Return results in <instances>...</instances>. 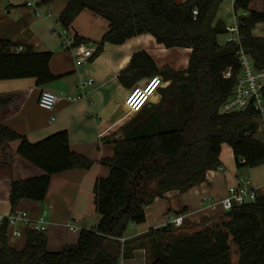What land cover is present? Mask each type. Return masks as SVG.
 Here are the masks:
<instances>
[{
  "label": "trees",
  "instance_id": "1",
  "mask_svg": "<svg viewBox=\"0 0 264 264\" xmlns=\"http://www.w3.org/2000/svg\"><path fill=\"white\" fill-rule=\"evenodd\" d=\"M56 0H42L50 5ZM57 23L69 29L77 16L88 11L108 24L96 43L93 58L104 44L123 45L128 40L150 35L165 49H189L187 68L158 69L145 52L134 54L118 75L120 85L133 89L143 80L159 76L169 82L159 93L176 91L170 104H148L108 140L113 155L99 164L109 169L106 178L93 186L98 218L94 229H82L77 242L58 252L46 247L45 233L26 230L24 246L17 250L7 243L6 227L0 229V264H120V248H111L131 225L145 223V208L170 191L184 193L202 184L207 172L220 167L221 146L231 148L236 168L264 165V143L257 140L254 114H219L220 105L231 94L234 79L223 73L238 71V48L220 44L225 27L216 19L224 0H64ZM250 0H234L233 14L239 18L241 46L258 68H264V39L253 35L264 23V13L249 10ZM193 11L197 12L193 16ZM74 35V47L87 44ZM0 39V81L33 79L42 87L60 79L49 70L50 52H34ZM7 100H0V104ZM19 140L16 153L42 171V175L10 184L12 209L21 200H44L51 177L70 170H89L94 162L74 154L68 134L57 132L35 143L0 125V146ZM241 160L244 163H241ZM180 211L178 214H183ZM217 223L197 228L189 235L174 237L158 247L149 264H233L231 246L236 248L235 264H264V193L256 192L253 202L233 205ZM184 224V222H183ZM182 224V225H183ZM111 246V247H110Z\"/></svg>",
  "mask_w": 264,
  "mask_h": 264
},
{
  "label": "crops",
  "instance_id": "2",
  "mask_svg": "<svg viewBox=\"0 0 264 264\" xmlns=\"http://www.w3.org/2000/svg\"><path fill=\"white\" fill-rule=\"evenodd\" d=\"M27 1L0 0V39L15 43L22 49L30 47L34 52H50L49 70L60 79L42 87H37L33 79L0 81V100H7V103L0 104V125L31 144L65 131L70 151L94 164L89 170L75 169L53 175L43 201L21 200L12 209L9 202L11 182L38 177L43 173L17 155L19 140L3 144L0 146V215L21 210L27 213L30 220H42L46 227L47 250L58 252L64 246L75 244L80 230L94 229L84 226V221L95 214L93 186L97 179L106 178L109 174V169L100 165L99 161L112 157L113 145L108 140L131 116H135L129 115L124 106L129 90L120 85L119 73L126 68L131 57L139 52L147 53L158 69L167 67L183 71L187 68L190 50L165 49L152 36L141 35L123 45L106 43L98 56H92L78 66L77 48L80 46L63 50L60 39L58 45L56 39L49 35V30L52 35L56 33L55 27L51 29L49 18L42 16L35 20L31 11L24 6ZM174 1L182 3L185 0ZM233 1L230 13L233 12ZM37 5L39 8L42 0H38ZM220 6L217 13H228L227 8L219 12ZM44 7L48 9L50 5ZM63 8L64 5L58 12ZM249 10L264 13L252 9L250 4ZM107 30V22L91 12L83 11L68 32L86 39L88 43L82 47L90 49L94 55L96 43ZM90 78L93 79V85L85 98L76 103L69 102L67 98L79 96L81 83ZM168 83L164 81L163 88ZM42 91L57 97L51 111L38 106ZM158 97L159 92L153 96L150 104H157ZM219 161L221 170L207 172L202 184L184 193L170 191L145 208V223L129 226L121 240L110 246L115 249L119 246L120 264H149L155 258L158 247L172 237V233H161L169 217L185 215L184 223L192 221L199 226L216 223L215 215L222 210L219 205L213 208L202 205L200 200L203 196H209L217 203L225 197L229 187L245 183L249 188L264 192V179L258 182V177L264 176V165L250 169V177L240 178L239 170L235 169L232 150L227 145L221 146ZM194 198L197 206L192 203ZM180 211L185 212L178 214ZM199 216V219H194ZM96 219L98 222L97 216ZM68 224L76 225L78 232H70L66 228ZM7 243L17 250L24 246L18 239L8 238Z\"/></svg>",
  "mask_w": 264,
  "mask_h": 264
},
{
  "label": "built area",
  "instance_id": "3",
  "mask_svg": "<svg viewBox=\"0 0 264 264\" xmlns=\"http://www.w3.org/2000/svg\"><path fill=\"white\" fill-rule=\"evenodd\" d=\"M24 6L31 11L35 18H41L42 16L50 18L51 13L48 11L43 13L39 10L38 5L33 0H28ZM197 12L193 11V16H196ZM247 13H242V18L247 17ZM240 17V18H241ZM239 18L233 14L232 23L225 26V33L222 36V45L231 44L238 48L235 57L238 62V71L234 73L232 68H228L224 73L225 79H234V85L231 94L220 105L219 114H240V113H252L255 116V120L262 125L264 130V68H258L253 58L247 54L242 46V36L239 32ZM69 29L63 30L59 35L60 47L63 50H70L74 46V36L69 34ZM21 47L13 49V52H22ZM93 56V52L90 49H85L82 46L77 48V60L76 65H81L88 58ZM93 85V79H88L80 85V95L75 97H68L67 100L71 103H76L80 99L85 98L88 89ZM164 87V81L159 76L149 78L142 86H135L129 90L124 99V106L129 115L138 114L144 107L150 104L153 96H155L161 88ZM56 96L50 92L42 91L39 99V108L51 111L56 102ZM53 119H51L52 121ZM241 163H244L241 160ZM217 170H221L219 167ZM248 187L247 183L243 185H237L229 187L227 189L225 197H223L217 203L213 198L209 196H203L201 198L202 205L207 208H213L215 205H219L223 212H227L233 205L242 206L247 203H251L256 198V192L258 190ZM185 215H177L169 217L165 226L178 227L185 221ZM6 227L5 236L11 239H18L24 236L26 230L44 233L46 230L45 224L42 220H30L26 212L21 210H13L8 215H0V229ZM164 226V227H165ZM66 228L72 232L77 233L78 227L76 225H66ZM159 228L155 229L158 230ZM119 239L118 241H120Z\"/></svg>",
  "mask_w": 264,
  "mask_h": 264
},
{
  "label": "rangeland",
  "instance_id": "4",
  "mask_svg": "<svg viewBox=\"0 0 264 264\" xmlns=\"http://www.w3.org/2000/svg\"><path fill=\"white\" fill-rule=\"evenodd\" d=\"M34 2H38V0H33ZM231 3H232V0H224L222 5L220 6V11L222 10H225L226 8L228 9V13H217V17L216 19L218 21H220V23L222 25L225 26H228L229 24L232 23V19H233V12L230 13V9H231ZM62 5H66L65 1L64 0H56L54 2V4H50V7L47 9L44 7V5H39V10L41 12H44V11H48L50 10L51 13H52V16L49 18V21L50 23L52 24V27H55L56 28V33L54 35H52L50 33V30H49V35L51 37H53L54 39H56V41L58 42V45H59V33H61L63 31V29L60 27V25L57 23V20H58V15L60 12H58L59 8L62 6ZM251 8L256 10V11H263L264 12V0H251ZM46 9V10H45ZM5 16H7L6 12L4 13ZM13 16V15H12ZM237 18H240L242 16V13L239 12L235 15ZM13 18V17H11ZM34 18H32L33 20ZM36 20V18H35ZM253 34L257 37H260V38H263L264 39V23H261V24H258L255 26V29L253 31ZM223 43V38L220 37V44ZM174 70V69H173ZM177 71V70H175ZM146 79L139 82L137 85L139 86H142L144 83H145ZM169 83L167 84L166 87H168ZM165 87V88H166ZM160 94V98L157 102V104L162 100L164 102L163 104V107L169 105L171 102L170 100L172 99V97L178 95L176 91L172 90V91H169L167 94H162V93H159ZM172 96V97H171ZM57 98V97H56ZM157 104H152V105H157ZM134 117V116H131V118ZM256 123V133H255V138L257 140H259L260 142L264 143V130L262 129V125L261 123L257 122V121H254ZM235 169L239 170V176L240 178H248L250 177V169L249 168H236L235 166ZM258 182H262V180L264 179V176H260L258 177ZM251 187V186H250ZM246 188H249L246 186ZM264 191V190H263ZM260 193H264V192H260ZM193 205H198L196 199L194 198L193 200ZM200 203H201V200H200ZM224 212L223 211H220L218 212L216 215H215V218L217 220V222L219 221V219H221L223 216H224ZM199 219V217H195L194 219ZM216 222V223H217ZM97 223V219H96V215L94 214L93 217H89V219L85 220L84 221V226L86 228H93L95 227ZM212 225V224H211ZM207 226V225H206ZM206 226H199L198 224L192 222V221H186L183 225L181 226H178V227H172V230H173V236L174 237H183L185 235H189L190 233H192L193 231L197 230V228H204ZM18 240L21 242V243H24V236H22L21 238H18ZM237 259V254H236V248L234 246H231V261L232 263L234 262L235 263V260Z\"/></svg>",
  "mask_w": 264,
  "mask_h": 264
}]
</instances>
